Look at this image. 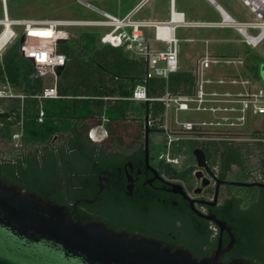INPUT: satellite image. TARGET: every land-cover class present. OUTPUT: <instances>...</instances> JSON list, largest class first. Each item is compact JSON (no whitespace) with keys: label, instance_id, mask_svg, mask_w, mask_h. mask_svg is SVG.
I'll use <instances>...</instances> for the list:
<instances>
[{"label":"trees","instance_id":"obj_1","mask_svg":"<svg viewBox=\"0 0 264 264\" xmlns=\"http://www.w3.org/2000/svg\"><path fill=\"white\" fill-rule=\"evenodd\" d=\"M10 16V12H9ZM20 34L5 46L0 53V88L9 87L12 97L0 98V141L12 148V133L15 125L22 123L20 152L17 157L0 159V178L16 183L54 202L64 203V195L71 193L75 180L81 181L89 175L91 154L85 148H103L101 143L91 141L86 133L89 127L104 123L113 144H127L138 139L147 125L151 132L160 131L158 118L162 113L159 102L131 100L133 89L146 86L148 97H158L166 90L172 93H189L194 76L191 69L171 72L167 78H146L147 62L130 54L123 46H112L100 42L101 30L82 28L56 44V51L65 55V62L56 79L57 98H37L43 88V79L34 76L35 67L31 59L21 51ZM33 45L32 40L28 44ZM246 70L259 79L264 57L248 52ZM43 118L38 120L40 110ZM149 122V124H148ZM258 131L251 132V137ZM251 142L205 141L195 147L223 146L224 157L231 162L242 158L237 148H258L264 154V132ZM63 140L53 142L54 136ZM78 155L68 156L67 150L77 148ZM51 148L50 150H48ZM98 155L97 151H94ZM96 166L97 158L94 159ZM161 163H165L164 160ZM75 178V179H74ZM237 215L246 218L248 239L236 227V236L242 243L262 245L248 258L264 263V226H256L249 211L237 210ZM252 220V221H250ZM252 239V240H251Z\"/></svg>","mask_w":264,"mask_h":264},{"label":"flooded vegetation","instance_id":"obj_2","mask_svg":"<svg viewBox=\"0 0 264 264\" xmlns=\"http://www.w3.org/2000/svg\"><path fill=\"white\" fill-rule=\"evenodd\" d=\"M148 129L127 144H113L107 133L100 142L103 148H85L91 154L89 175L76 179L61 203L73 218L102 220L117 231L154 237L172 248L183 246L197 257L218 252L224 262L258 250L262 244L242 243L235 226L248 239L249 222L237 210L249 211L255 225L264 226V154L255 151L259 156L251 162L252 148L232 146L242 160L231 162L223 156L227 148L219 146L207 152L201 148L205 157L200 164L193 155L161 163L163 159L153 158ZM61 140L55 135L53 142ZM18 149H0V159L17 157ZM80 149L79 144L68 149V156L72 159Z\"/></svg>","mask_w":264,"mask_h":264},{"label":"built area","instance_id":"obj_3","mask_svg":"<svg viewBox=\"0 0 264 264\" xmlns=\"http://www.w3.org/2000/svg\"><path fill=\"white\" fill-rule=\"evenodd\" d=\"M170 2V16L166 21L133 20L132 14L119 18L113 14L98 10L103 19H59V18H16L0 20L7 22L11 30V37H15L12 26L21 27V35L24 41L21 43L22 54L31 59L35 67L34 76L42 77L51 73L53 81L51 85L42 88L37 98H57L56 89L57 75L55 70L63 66L65 55L56 51V40L68 38L65 27H102L100 42L112 46H123L131 55L143 58L147 62L146 78H167L171 72L178 70V39L175 29L186 26L182 22H174V4ZM89 5V4H88ZM95 9L94 7L90 6ZM183 19V18H182ZM193 24V23H191ZM201 26H216L218 23ZM4 27V23H2ZM34 27H48L54 31L52 46L49 50L45 47H31L28 45V29ZM153 28L152 41L164 44L162 49L151 47L141 28ZM128 28H130L128 30ZM248 38L253 37L246 34ZM246 37V38H247ZM189 41L194 39L189 38ZM261 41V40H260ZM259 42V41H258ZM207 44L208 40H204ZM208 46L203 51L197 62L192 65L194 83L189 93H172L166 90L158 97H148L146 86L142 83L137 85L129 97L135 102H159L162 113L158 118V126L165 138V149L158 155L169 163L176 162L178 156L175 152L183 151L190 144L205 141H240L239 136L247 132L243 126L248 118L254 115H264V86L259 85L258 79L252 74L233 75L221 77L216 74L220 67L228 65L232 69L242 66L243 59L237 56H220L208 52ZM30 50H43L46 53L44 61H37ZM239 70V69H237ZM232 72H235L232 70ZM239 72V71H238ZM13 92L6 88H0V98L12 97ZM181 113L189 115L181 119ZM43 118V110L38 115V120ZM149 124V122H148ZM88 138L93 142H101L107 134L103 124L95 125L87 132ZM22 135V123L15 125L12 133V145L19 148ZM252 141V140H251Z\"/></svg>","mask_w":264,"mask_h":264},{"label":"water","instance_id":"obj_4","mask_svg":"<svg viewBox=\"0 0 264 264\" xmlns=\"http://www.w3.org/2000/svg\"><path fill=\"white\" fill-rule=\"evenodd\" d=\"M4 17L8 19L6 12ZM62 68H56L57 76ZM260 68L264 75V64ZM192 155L199 164L204 161L201 148L195 147ZM0 264L264 263L242 257L224 262L218 252L197 257L183 246L172 248L154 237L117 231L102 220L74 219L65 205L0 178Z\"/></svg>","mask_w":264,"mask_h":264},{"label":"rangeland","instance_id":"obj_5","mask_svg":"<svg viewBox=\"0 0 264 264\" xmlns=\"http://www.w3.org/2000/svg\"><path fill=\"white\" fill-rule=\"evenodd\" d=\"M138 0H9L10 16H16L19 18H59V19H103L101 13L98 10H103L119 18L126 16L135 3ZM227 13L240 24H248L246 27L247 34L256 37L261 31L260 27L256 25L263 23L256 13L246 5L243 0H215ZM175 10L182 11L184 13L185 22L189 23L186 26H179L175 29V36L178 39V68L181 70H187L197 62L203 51L208 46V52L213 55L220 56H237L243 59L242 66L232 69L225 65L216 70V74L221 77H230L233 75H242V70H246V56L248 52H256L264 57V39L257 42V44L249 43V38L241 32V27L232 26H201L194 23L198 22H215L222 21L220 14L212 7L208 0H175ZM89 4V5H88ZM94 7L95 9L91 8ZM1 10V4H0ZM13 12V14H12ZM169 13V1L166 0H151L136 12L133 13L131 19H141L142 17H161L166 16L168 18ZM2 16V14H0ZM0 16V17H1ZM0 20H4L2 16ZM193 23V24H191ZM257 23V24H256ZM191 24V25H190ZM254 25V26H253ZM84 27L70 26L65 27L68 32V37L76 36L78 32ZM105 31L102 27H92ZM15 32V37L21 35V27L12 26ZM130 28H128L129 30ZM3 30V25L0 23V32ZM152 30V29H151ZM147 31L148 35H154V30ZM50 33V35H33L32 33ZM54 31L48 27H34L28 29V40H32L35 47H45L49 50L52 46V40L54 38ZM15 37L6 44H10ZM247 37V38H246ZM192 38L194 41L187 39ZM251 38V37H250ZM204 40H208L205 44ZM153 47L157 48L161 44L152 41ZM31 46V43L28 44ZM162 46V45H161ZM160 48V47H158ZM3 50V49H2ZM1 53V52H0ZM32 56L36 57L37 61H44L46 59V53L43 50H30ZM264 64V63H261ZM239 69V70H237ZM234 70L235 72H232ZM239 71V72H238ZM250 75L251 73L248 72ZM43 87L51 85L53 76L51 73H46L42 76ZM259 85L264 86V75L259 72ZM8 89H6L7 91ZM13 92V91H12ZM138 104V102H136ZM189 115L181 113V119H186ZM104 125V123H101ZM94 127V126H93ZM92 128L89 127L88 130ZM248 131L243 135H240V141L251 142V140L262 136L261 132H264V115H254L248 118V122L243 126ZM87 130V132H88ZM258 131L254 138L250 135L251 132ZM87 137L88 134L86 133ZM151 145L152 155L154 160H157V156L165 149V138L160 131L151 133ZM261 138V137H260ZM196 144L188 145L183 151L175 152L178 156V160H186V155L192 157L189 150ZM8 144L4 141H0V149H6ZM258 148H252L251 154L248 159L251 162H255L256 153ZM256 151V152H255ZM259 151V150H258ZM188 152V153H187ZM253 165V163H252Z\"/></svg>","mask_w":264,"mask_h":264},{"label":"bare ground","instance_id":"obj_6","mask_svg":"<svg viewBox=\"0 0 264 264\" xmlns=\"http://www.w3.org/2000/svg\"><path fill=\"white\" fill-rule=\"evenodd\" d=\"M243 2L246 5H248L251 8V10H253L259 18H261L260 19L261 21L263 20L262 21L263 23L259 22V24L256 25L257 27L261 28V31L258 34V36L249 38V41H250L249 43H252L254 45V44H257L258 41L264 39V0H243ZM173 17H174V22H182L184 20V19H182V18H184L183 15L180 12H177V11L174 12ZM221 17H222V21H221V23L218 22L217 25H219V26L223 25V26L241 27V29H240L241 32H243L244 34H247V31H246L245 28L249 26L248 24H246V23L245 24L237 23L227 13V11H226V14L225 13L221 14ZM0 23L1 24L2 23L5 24L4 27H3V30L1 31V34H0V52H1L2 49L6 46V44L12 38L11 37L12 33H11L10 27L8 26L6 21L5 22H0ZM197 25H200V24H197Z\"/></svg>","mask_w":264,"mask_h":264},{"label":"crops","instance_id":"obj_7","mask_svg":"<svg viewBox=\"0 0 264 264\" xmlns=\"http://www.w3.org/2000/svg\"><path fill=\"white\" fill-rule=\"evenodd\" d=\"M149 1H151V0H138L136 3H135V5L132 7V9L129 11V13L130 12H133V10H135L133 13H136L139 9H140V7H142L143 5H145L146 3H148ZM164 2L166 1V0H163ZM169 1V13H168V18H166V16H161V17H153V18H150V17H142L141 19H135V20H154V21H166V20H168L169 19V16H170V2H171V0H168ZM173 1H175V0H173ZM209 1V3L212 5V7L220 14H226V11L218 4V2H216L215 0H208ZM0 4H1V10H0V14H2V16L4 17V13L6 12V16H7V18L8 19H16V18H19V17H16V16H13L12 15V17L11 16H9V12H10V8L11 7H9V0H0ZM173 4L175 5V2H173ZM137 8V9H136ZM220 11V12H219ZM174 12H176V10H175V6H174ZM177 12H180L182 15H183V17H184V13L182 12V11H177ZM128 13V14H129ZM12 14H13V12H12ZM221 14H220V16H221ZM1 16V15H0ZM1 16V17H2ZM0 17V18H1ZM184 20H185V17L183 18ZM134 20V19H133ZM201 22H203V21H201ZM203 23H205V24H212V23H216V21L215 22H203ZM151 30V31H153V28H145V27H143V28H141V30H142V32H143V34L145 35V37L149 40V41H151V43H150V45H151V47H153V44H152V38H153V34H152V36H150V35H148V33H147V31L148 30ZM11 40V39H10ZM157 43V42H156ZM160 44V43H159ZM162 45V46H161ZM160 46H158V47H160V48H158V49H162V48H164L165 47V45L164 44H161ZM153 48H155V47H153ZM3 88V87H2ZM5 88L6 89H9V87L7 86H5ZM9 90H11V89H9Z\"/></svg>","mask_w":264,"mask_h":264},{"label":"snow or ice","instance_id":"obj_8","mask_svg":"<svg viewBox=\"0 0 264 264\" xmlns=\"http://www.w3.org/2000/svg\"><path fill=\"white\" fill-rule=\"evenodd\" d=\"M33 35H50V33L42 32V33H32Z\"/></svg>","mask_w":264,"mask_h":264}]
</instances>
